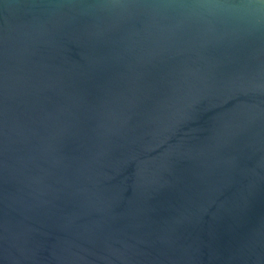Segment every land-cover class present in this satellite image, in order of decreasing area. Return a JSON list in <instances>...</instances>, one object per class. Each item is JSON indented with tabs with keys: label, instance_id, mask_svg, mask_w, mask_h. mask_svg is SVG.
<instances>
[{
	"label": "water",
	"instance_id": "95a60500",
	"mask_svg": "<svg viewBox=\"0 0 264 264\" xmlns=\"http://www.w3.org/2000/svg\"><path fill=\"white\" fill-rule=\"evenodd\" d=\"M0 264H264V0H0Z\"/></svg>",
	"mask_w": 264,
	"mask_h": 264
}]
</instances>
